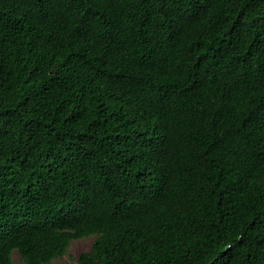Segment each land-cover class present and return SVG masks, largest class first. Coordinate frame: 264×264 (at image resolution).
I'll return each instance as SVG.
<instances>
[{
	"label": "trees",
	"instance_id": "obj_1",
	"mask_svg": "<svg viewBox=\"0 0 264 264\" xmlns=\"http://www.w3.org/2000/svg\"><path fill=\"white\" fill-rule=\"evenodd\" d=\"M264 264V0H0V264Z\"/></svg>",
	"mask_w": 264,
	"mask_h": 264
},
{
	"label": "rangeland",
	"instance_id": "obj_2",
	"mask_svg": "<svg viewBox=\"0 0 264 264\" xmlns=\"http://www.w3.org/2000/svg\"><path fill=\"white\" fill-rule=\"evenodd\" d=\"M95 235H89L74 239L70 242L67 250L62 256L53 258L47 264H77V257L81 252L88 251ZM12 258L14 264H21V258L16 251H13Z\"/></svg>",
	"mask_w": 264,
	"mask_h": 264
}]
</instances>
